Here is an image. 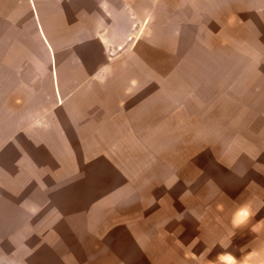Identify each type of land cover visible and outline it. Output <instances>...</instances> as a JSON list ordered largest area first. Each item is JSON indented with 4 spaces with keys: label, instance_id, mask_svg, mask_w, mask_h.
Returning <instances> with one entry per match:
<instances>
[{
    "label": "rangeland",
    "instance_id": "obj_1",
    "mask_svg": "<svg viewBox=\"0 0 264 264\" xmlns=\"http://www.w3.org/2000/svg\"><path fill=\"white\" fill-rule=\"evenodd\" d=\"M56 2L73 43L61 51L46 31L57 102L79 109L66 95L99 92L105 74L116 94L105 106L125 115L120 135L74 146L78 163L36 162V221L25 232L36 231V244L26 241L24 264H220L229 255L264 264V2ZM8 42L7 58H22L26 41ZM101 44L113 51L106 64ZM96 155L104 161H81ZM242 206L251 214L235 227Z\"/></svg>",
    "mask_w": 264,
    "mask_h": 264
},
{
    "label": "crops",
    "instance_id": "obj_2",
    "mask_svg": "<svg viewBox=\"0 0 264 264\" xmlns=\"http://www.w3.org/2000/svg\"><path fill=\"white\" fill-rule=\"evenodd\" d=\"M56 1L60 0H0V50L6 52V58L0 59V113L9 116L8 121L0 122V264H9L10 250L17 254V264H24L26 241L36 244L35 230L27 238L25 234L26 226L34 228L36 221V162L41 159L51 162L59 155L66 163H71L74 156L78 163L80 160L77 153H73L74 146L98 147L103 140L110 138L106 134L109 130L115 136L122 131L121 116L125 112L105 106L106 98L112 94L104 88L114 80L113 77L108 81V77L102 74L105 86L99 87V92L89 93L86 87L78 97L68 93L65 98H75L74 103L79 100L82 104L77 110L60 106L57 102L52 59L55 48L46 37L47 32L57 41L61 51L66 52L73 43L68 36L71 34V19L65 6L56 7ZM41 13L45 27L41 24ZM41 29L50 48L47 53L51 54L44 59L38 57L37 45L35 48V40L41 38ZM12 36L21 37L27 43L20 47L26 51L22 58H7L8 41ZM94 38V43L102 42L96 35ZM101 46V56L106 64L113 59V51L106 49L104 44ZM91 76V82L96 80V75ZM115 95L113 92L111 97L116 98ZM74 122L80 125L74 127ZM81 161L104 160L96 155ZM28 256L36 261L35 255ZM222 261L232 264L225 257Z\"/></svg>",
    "mask_w": 264,
    "mask_h": 264
},
{
    "label": "clouds",
    "instance_id": "obj_3",
    "mask_svg": "<svg viewBox=\"0 0 264 264\" xmlns=\"http://www.w3.org/2000/svg\"><path fill=\"white\" fill-rule=\"evenodd\" d=\"M250 214V210L247 207L242 206L241 209H239L234 215V226L240 227L245 225L250 217ZM225 259L231 261L232 264H242V262L238 261L235 256L229 255L225 257ZM220 264H223V261H220Z\"/></svg>",
    "mask_w": 264,
    "mask_h": 264
}]
</instances>
